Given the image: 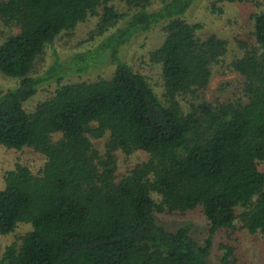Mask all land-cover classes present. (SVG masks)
I'll return each instance as SVG.
<instances>
[{"label":"trees","instance_id":"16d2710c","mask_svg":"<svg viewBox=\"0 0 264 264\" xmlns=\"http://www.w3.org/2000/svg\"><path fill=\"white\" fill-rule=\"evenodd\" d=\"M193 1L117 0L122 9L111 0H0V74L15 83L0 92V147L41 157L34 171L16 162L1 174L0 235L27 229L3 246L0 264H208L220 229L236 224L264 239V0H206L218 18L225 4L254 7L232 20L245 37L231 38L199 37L200 22L171 13ZM143 12L163 21L148 52L159 92L117 52L108 77L86 79L103 62L98 53L131 37ZM90 19L88 40L106 34L60 58L52 43ZM47 46L52 60L37 73ZM223 65L239 78L237 94L218 80L207 97ZM118 152L131 159L119 176ZM195 208L206 222L200 241L189 224L156 217ZM219 247L222 264H239L231 246Z\"/></svg>","mask_w":264,"mask_h":264},{"label":"rangeland","instance_id":"374dc122","mask_svg":"<svg viewBox=\"0 0 264 264\" xmlns=\"http://www.w3.org/2000/svg\"><path fill=\"white\" fill-rule=\"evenodd\" d=\"M113 1L114 5L117 7L125 9L121 4H116L117 0ZM250 3H229L222 6L224 13L221 18L215 17L213 15H208L206 13L205 5L206 0H194L187 9H183L179 12L173 10L171 13H180L182 18L188 21H197L201 23V28L196 31L199 37L206 36L209 33L215 35L223 36L226 38H231L234 35H239V37H245L242 26L239 23H232L234 17L237 20L245 17L249 11L254 9ZM171 11V9L167 10ZM182 12V13H181ZM135 15V14H134ZM227 19L230 22H227ZM152 18L149 13H142L140 18H134L131 20V27L137 29L133 32L131 37L125 39L121 44L112 48V46H106L103 48V52L98 53V59L95 61H103L102 64H96L92 66V70L89 71L85 78H92L95 76L108 77L111 74L113 65V59L117 57L120 59L118 61H123L129 68L136 71L137 73L144 76L145 80L149 85H151L156 93L160 89V79L157 71L156 65L149 62L148 52L155 48L161 39V25L162 20ZM94 26V19H90L87 23L80 25L74 32L70 35L72 37L60 39L58 42L52 43V47L55 49L60 58H63L68 53L73 51H81L95 45L103 35L94 36L93 39L88 40V32ZM131 32V31H130ZM114 50V54L112 53ZM52 60L50 54V47L47 46L44 54L42 55L41 61L37 63L36 72L40 73L50 64ZM228 60V56H224V62ZM117 62V61H116ZM82 78L81 73L77 74V77L70 75L67 80H76L77 78ZM218 80L231 81L228 88L229 93L233 95L237 94L239 86V78L233 76L232 74L225 72V66L219 67L213 73L210 81V86L206 92L207 97H215L217 95L216 86ZM52 83V82H51ZM42 85L38 87L37 94L33 93L26 101L23 103L25 109H30L32 103L35 102L38 97L44 96L47 92L46 90L51 88L52 84ZM15 85L14 80L5 77L0 74V92H5L8 88ZM36 98V99H35ZM35 99V101H33ZM0 104V108H1ZM97 144V143H95ZM142 156V154H138ZM117 169L115 174L117 176L121 175L125 168L130 166V160L128 157H124L121 153H117ZM130 157H135L134 155ZM128 161V162H127ZM19 162L28 166L32 171H34L41 163V157L34 153L30 148H23L21 150H13L9 148L0 147V187H1V174L4 170L11 168L14 163ZM258 169L264 171V162L258 164ZM159 222H162L170 227H174L177 224L187 223L190 225V235L200 241L206 236V222L203 218L199 208L187 211L182 214H161L156 216ZM237 223V222H235ZM236 225V224H235ZM233 226L232 229H220L216 231L211 240V250L210 254L206 257L208 258V264H222L219 260L222 249L219 247L220 244H226L232 247L233 253L237 258L239 264H264V239L258 233H249L243 228ZM27 225L20 224L17 225L14 232L9 235H0V252L3 246L8 243L13 236L19 235L24 232Z\"/></svg>","mask_w":264,"mask_h":264}]
</instances>
